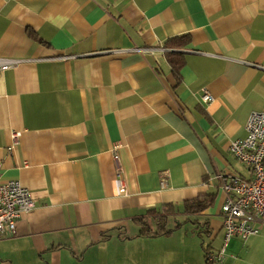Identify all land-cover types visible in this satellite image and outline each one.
Masks as SVG:
<instances>
[{
	"label": "crops",
	"instance_id": "1",
	"mask_svg": "<svg viewBox=\"0 0 264 264\" xmlns=\"http://www.w3.org/2000/svg\"><path fill=\"white\" fill-rule=\"evenodd\" d=\"M0 58L19 61L0 71V173L35 205L0 264H162L167 237L189 247L182 264H264L260 218L208 259L216 175L252 177L227 143L264 109V0H0Z\"/></svg>",
	"mask_w": 264,
	"mask_h": 264
},
{
	"label": "built area",
	"instance_id": "2",
	"mask_svg": "<svg viewBox=\"0 0 264 264\" xmlns=\"http://www.w3.org/2000/svg\"><path fill=\"white\" fill-rule=\"evenodd\" d=\"M138 50L145 53L165 52L162 46ZM18 62L16 59L0 58V71L11 68ZM199 98L202 104H208L212 100L205 89H202ZM245 131L243 138L229 140L227 149L250 170L252 177L245 181L233 175H216L215 178L220 182V191L224 195L221 205L223 243L217 254L208 256L209 260L221 261L230 239L245 241L257 235L258 230L254 223L257 218L264 220V109L250 113ZM17 137L18 133H14V141ZM120 148L121 145L116 143L111 152L116 167L114 179L123 192L125 189L118 154ZM168 176L167 171L161 173L162 183ZM34 207L28 189L17 180L3 179L0 173V237L14 234L20 216L30 213Z\"/></svg>",
	"mask_w": 264,
	"mask_h": 264
},
{
	"label": "rangeland",
	"instance_id": "3",
	"mask_svg": "<svg viewBox=\"0 0 264 264\" xmlns=\"http://www.w3.org/2000/svg\"><path fill=\"white\" fill-rule=\"evenodd\" d=\"M164 240H165V238H162L161 241H160V242H162V244H158L156 246L161 247L163 245V241ZM165 241H166V243H168V245L164 248L162 264H171L172 261H174V264H178V263L182 264V262L184 260L183 259L184 258V254H185L184 251L189 249V247L188 246H186V247L183 246V243H182V240H181L180 237H167ZM197 241H198V244L201 243L199 239ZM184 242L186 244H190L189 237H186ZM202 244H204V243H202ZM149 249H152V246H149L147 251ZM196 253H197V257L198 258L201 257L200 252H196ZM190 254H194V253L190 252ZM194 257L196 258V255ZM142 261H145V258H143Z\"/></svg>",
	"mask_w": 264,
	"mask_h": 264
},
{
	"label": "trees",
	"instance_id": "4",
	"mask_svg": "<svg viewBox=\"0 0 264 264\" xmlns=\"http://www.w3.org/2000/svg\"><path fill=\"white\" fill-rule=\"evenodd\" d=\"M174 65V64H173ZM193 204V203H192ZM209 205V202L204 200L202 203L201 202H197L194 203L192 206H188L187 207V212H199L202 211L204 208H206ZM156 232H152L151 230L149 232L151 236L152 235H163L166 234L167 232L164 230V223L162 220H156Z\"/></svg>",
	"mask_w": 264,
	"mask_h": 264
}]
</instances>
